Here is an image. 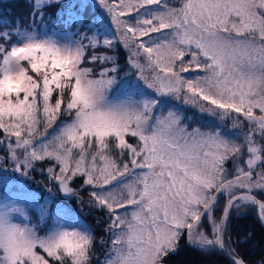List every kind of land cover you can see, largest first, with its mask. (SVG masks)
<instances>
[{
    "label": "snow or ice",
    "instance_id": "snow-or-ice-1",
    "mask_svg": "<svg viewBox=\"0 0 264 264\" xmlns=\"http://www.w3.org/2000/svg\"><path fill=\"white\" fill-rule=\"evenodd\" d=\"M61 2L0 25V165L87 192L107 239L51 195L2 191L0 264H168L181 241L247 264L225 233L233 208L264 224V0H69L64 42L44 11ZM174 100L219 122L190 129Z\"/></svg>",
    "mask_w": 264,
    "mask_h": 264
},
{
    "label": "rangeland",
    "instance_id": "rangeland-1",
    "mask_svg": "<svg viewBox=\"0 0 264 264\" xmlns=\"http://www.w3.org/2000/svg\"><path fill=\"white\" fill-rule=\"evenodd\" d=\"M16 3L13 4V14H6L4 16L0 17V25H2L6 21L16 20L19 19L23 23L29 22V13L31 11L30 7V0H16ZM61 4L60 6L54 4L51 7L45 8V21L47 22L48 17L51 16L52 23L49 25V28L52 32L55 34V38L59 39L61 42H64L67 39V30L65 29V26H61L60 23H58V19L56 17V12H61V9L65 6ZM74 31V30H73ZM83 31V29H81ZM78 38V37H76ZM104 48H100L97 50L98 53L102 52ZM91 51V50H90ZM116 55H119L121 59L122 66L125 64V58H126V51L123 49L122 46L117 45L116 50L114 51ZM173 103H175L178 108L183 112L184 115H186L189 118L193 117V114L195 113V122H193L191 119L188 121L190 129L192 127L200 126L201 124L209 123L210 119H216L217 122L218 118H209L206 115H201L198 110L192 108L190 105H184L181 100H174ZM259 114L257 110V115ZM226 124L228 128H231L232 121L227 120L223 122ZM247 129H237V132L240 131H246ZM259 141V138H257ZM2 154V153H0ZM46 167V165H44ZM41 167L40 164L37 165V169L35 171H32L28 177H23L19 173L12 172L11 168L12 166L9 165H0V168H6L7 172L0 171V192L2 191H12V192H18L22 191L23 193L29 194V196L34 193L35 196L39 197L41 202H43L44 197L52 196L54 197L58 202H60L63 207H65L68 212L71 214V216H74L76 219H78L82 224L84 225H90L94 230L97 236H105L107 239V234L103 232V226L100 228H97L96 221L102 218V213L98 212L96 210H90L87 205L88 195L87 192H81V196L83 197V200L85 203L81 204L80 201L77 198H68L63 197L61 193L57 191L56 185L52 182H50L47 178V175L45 173H41L39 168ZM231 167V165H229ZM260 169L258 168L257 171ZM79 181H76L75 187L79 188ZM48 188L52 189V192L49 193L47 191ZM226 202V197H222L217 204L216 211L219 212V214L216 213L215 215L217 219H219L223 206ZM30 200L25 199V204H29ZM25 206V205H21ZM232 215L230 216V220L234 218L235 216H246L247 214L257 215V210L254 206H247L241 208L239 211H237L235 208L232 210ZM34 215V214H33ZM245 218V217H244ZM22 219V218H21ZM229 220V221H230ZM19 222V221H18ZM32 223H36L35 219H32ZM49 226L51 225V222H48ZM230 225V223H229ZM235 229L232 231L230 227L228 226L226 230V237L230 236L231 238L235 234ZM207 230V228L205 229ZM41 235L44 234L43 231L40 232ZM191 247H188L184 245V242L181 241V248L177 255H180L183 251L189 250ZM99 254V249L96 250ZM207 254V253H205ZM205 256V255H204ZM171 259V258H170ZM260 261V260H258ZM256 264V262L252 263Z\"/></svg>",
    "mask_w": 264,
    "mask_h": 264
},
{
    "label": "trees",
    "instance_id": "trees-1",
    "mask_svg": "<svg viewBox=\"0 0 264 264\" xmlns=\"http://www.w3.org/2000/svg\"><path fill=\"white\" fill-rule=\"evenodd\" d=\"M15 1L16 0H0V17L6 14H13V4L16 3ZM64 2V5H67L69 0H62L61 4ZM59 13L58 10L55 13L57 18ZM58 23H60L59 19ZM60 25L64 26L62 23H60ZM107 51L108 50L105 49L100 53ZM108 54L118 56L119 62L122 59L114 52H109ZM217 211L216 213L219 214ZM229 220L228 222L230 225L228 223L227 228L229 226L233 231L235 227H237L234 232L235 234L231 238L236 252L247 261V264H252L258 260L264 259V227L261 225L260 221H258V216L256 214H247L243 217L239 215ZM168 264H229V261L217 252H200L194 248H190L187 251H183L180 255L176 254L172 256Z\"/></svg>",
    "mask_w": 264,
    "mask_h": 264
},
{
    "label": "water",
    "instance_id": "water-1",
    "mask_svg": "<svg viewBox=\"0 0 264 264\" xmlns=\"http://www.w3.org/2000/svg\"><path fill=\"white\" fill-rule=\"evenodd\" d=\"M256 210H257V209H256ZM231 213H232V210H231L230 213H229V217H230ZM228 220H229V218H228ZM258 221H260V220L258 219ZM228 223H229V222L227 221V225H228ZM260 223H261V222H260ZM227 225H226V228H227ZM261 225L264 227V224L261 223ZM225 234H226V233H225ZM217 253H218L219 255H221L220 252L217 251ZM221 256L224 257L223 255H221ZM224 258H226V257H224ZM226 259H227V258H226Z\"/></svg>",
    "mask_w": 264,
    "mask_h": 264
},
{
    "label": "flooded vegetation",
    "instance_id": "flooded-vegetation-1",
    "mask_svg": "<svg viewBox=\"0 0 264 264\" xmlns=\"http://www.w3.org/2000/svg\"><path fill=\"white\" fill-rule=\"evenodd\" d=\"M259 198V197H258ZM243 217V216H242Z\"/></svg>",
    "mask_w": 264,
    "mask_h": 264
}]
</instances>
